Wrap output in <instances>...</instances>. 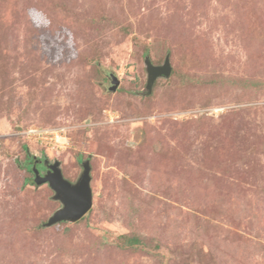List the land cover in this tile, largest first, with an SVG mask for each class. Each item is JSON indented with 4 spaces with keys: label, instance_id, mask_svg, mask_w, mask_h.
Instances as JSON below:
<instances>
[{
    "label": "rangeland",
    "instance_id": "obj_1",
    "mask_svg": "<svg viewBox=\"0 0 264 264\" xmlns=\"http://www.w3.org/2000/svg\"><path fill=\"white\" fill-rule=\"evenodd\" d=\"M28 154L91 211L48 226ZM0 264H264V0H0Z\"/></svg>",
    "mask_w": 264,
    "mask_h": 264
},
{
    "label": "water",
    "instance_id": "obj_2",
    "mask_svg": "<svg viewBox=\"0 0 264 264\" xmlns=\"http://www.w3.org/2000/svg\"><path fill=\"white\" fill-rule=\"evenodd\" d=\"M149 71L148 90L151 91L156 80L160 77H170L172 74V65L168 57L161 66H156L147 58L146 60ZM112 76V91H115L120 81L114 74ZM50 170L42 175L39 170L35 169V182L37 185L48 184L55 192V200L62 203V208L57 210L50 218L48 226L60 222H78L85 217L94 205V195L92 189V167L90 161L83 163V173L76 183H72L65 178L61 162L56 161L49 166Z\"/></svg>",
    "mask_w": 264,
    "mask_h": 264
},
{
    "label": "trees",
    "instance_id": "obj_3",
    "mask_svg": "<svg viewBox=\"0 0 264 264\" xmlns=\"http://www.w3.org/2000/svg\"><path fill=\"white\" fill-rule=\"evenodd\" d=\"M35 157L33 155H27V162L24 163V167L30 172L31 177L28 179V183L36 184L35 182V167L39 172H41V167L35 164ZM121 238L123 239V243H121V246L124 247H138L142 245V241L137 236H128V235H122Z\"/></svg>",
    "mask_w": 264,
    "mask_h": 264
},
{
    "label": "built area",
    "instance_id": "obj_4",
    "mask_svg": "<svg viewBox=\"0 0 264 264\" xmlns=\"http://www.w3.org/2000/svg\"><path fill=\"white\" fill-rule=\"evenodd\" d=\"M61 132H63L62 129H47V128H38V127H33L29 128L26 131H24V134L27 135L28 137H35L38 139H42L45 141L51 140L52 142H58L61 139Z\"/></svg>",
    "mask_w": 264,
    "mask_h": 264
},
{
    "label": "flooded vegetation",
    "instance_id": "obj_5",
    "mask_svg": "<svg viewBox=\"0 0 264 264\" xmlns=\"http://www.w3.org/2000/svg\"><path fill=\"white\" fill-rule=\"evenodd\" d=\"M35 164L41 167V174L45 175L47 172H49L50 168L49 166L53 164V162L49 161L48 159H35ZM36 169V167H35Z\"/></svg>",
    "mask_w": 264,
    "mask_h": 264
}]
</instances>
